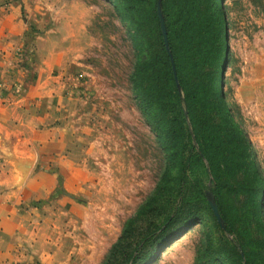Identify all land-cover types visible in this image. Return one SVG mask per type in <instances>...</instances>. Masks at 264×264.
I'll list each match as a JSON object with an SVG mask.
<instances>
[{"label": "rangeland", "instance_id": "374dc122", "mask_svg": "<svg viewBox=\"0 0 264 264\" xmlns=\"http://www.w3.org/2000/svg\"><path fill=\"white\" fill-rule=\"evenodd\" d=\"M14 1H21L22 12L33 16L31 28L40 43L34 52L37 64L43 79L52 80L47 83L54 94L50 122L66 136V148L60 163L39 164L37 171L53 176L38 182L51 186L39 188L24 201L21 208L28 226L22 229L21 241L13 237L12 248L0 250V264H126L127 253L146 228L166 218L179 188L167 171L171 147L158 138L156 118L131 81L140 60L134 30L119 15L121 0ZM221 4L229 51L222 88L264 180V0ZM170 88L165 78L156 82L154 101L166 120L175 116L167 106L174 101ZM193 98L202 140L210 134L223 137L228 120L217 94L205 96L198 87ZM187 110L184 106L186 115ZM223 177L230 216L237 218L245 236L252 237L256 233L247 231V215L255 176L237 169ZM21 182V187L28 186L27 179ZM240 183L247 187L240 189ZM141 206L146 208L143 213ZM206 216L186 204L177 225ZM131 217L136 219L135 229L124 234ZM203 227L196 223L162 249H147L136 263L195 264ZM116 243L122 251L119 254V247L108 258Z\"/></svg>", "mask_w": 264, "mask_h": 264}, {"label": "trees", "instance_id": "16d2710c", "mask_svg": "<svg viewBox=\"0 0 264 264\" xmlns=\"http://www.w3.org/2000/svg\"><path fill=\"white\" fill-rule=\"evenodd\" d=\"M158 1L121 0L122 7L118 12L134 30L139 48L140 60L131 74V81L135 89L141 90L145 107L157 119L154 123L158 127V138L161 137L171 147L166 157L169 162L167 171L171 172L179 188L175 196L177 201H168L171 202V208L166 218L159 225L150 224L146 228L134 248L127 253L126 264H137L147 249H162L196 223L203 224L205 228L199 235L195 264H264V180L258 165L251 158L250 140L234 121L222 88L229 51L226 16L221 0H162L169 46L180 88L166 48ZM161 78L169 82L174 99L167 104L175 111V116L169 120H166L160 105L154 101L158 95L156 82ZM196 86L201 87L205 96L217 94L220 109L228 120L223 137H212L210 134L202 140L200 123L194 115L193 97L198 91ZM184 106L188 109L187 115ZM237 169L247 170L255 176L250 194L252 209L247 215V231L256 233L252 237L250 234L245 236L236 225L238 220L230 216L222 192L226 185L223 176L232 175ZM238 186L240 189L247 187L243 183ZM159 188L160 184L156 191ZM208 192L215 197L225 228L215 216ZM154 196L157 197V193L148 197L147 205ZM186 204L204 211L206 218L191 219L186 226L177 225ZM142 206L139 213L146 209ZM135 221V217L126 221L124 234L135 229ZM119 247L120 254L122 247L116 243L107 257H114Z\"/></svg>", "mask_w": 264, "mask_h": 264}, {"label": "crops", "instance_id": "0c3cea01", "mask_svg": "<svg viewBox=\"0 0 264 264\" xmlns=\"http://www.w3.org/2000/svg\"><path fill=\"white\" fill-rule=\"evenodd\" d=\"M32 19L21 1L0 0V250H10L13 237L22 240L24 201L51 186L38 182L53 176L37 171L39 164L59 162L66 148V136L50 122L52 80L37 64Z\"/></svg>", "mask_w": 264, "mask_h": 264}, {"label": "water", "instance_id": "95a60500", "mask_svg": "<svg viewBox=\"0 0 264 264\" xmlns=\"http://www.w3.org/2000/svg\"><path fill=\"white\" fill-rule=\"evenodd\" d=\"M158 14H159L161 27H162V31H163V35H164V39H165L166 48L169 52V55H170V58H171V61L173 64V68H174L175 77H176L178 86L180 88V84H179L178 77H177V70H176V66H175V60H174L173 54H172V52L170 50V46H169L167 26H166L165 17H164L163 11H162V0L158 1ZM208 196H209V202L211 204V207L215 213V216H216L218 222L221 224V226L223 228H225V222L221 216V213L219 211V208H218V205L216 203L214 195L211 192H208Z\"/></svg>", "mask_w": 264, "mask_h": 264}]
</instances>
